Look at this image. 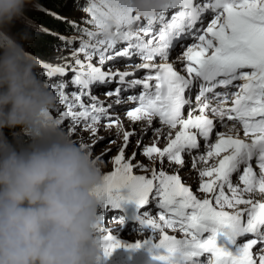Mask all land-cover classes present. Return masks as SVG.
Returning a JSON list of instances; mask_svg holds the SVG:
<instances>
[{"label":"snow or ice","instance_id":"snow-or-ice-1","mask_svg":"<svg viewBox=\"0 0 264 264\" xmlns=\"http://www.w3.org/2000/svg\"><path fill=\"white\" fill-rule=\"evenodd\" d=\"M34 8L14 31L60 42L45 62L30 55L57 96L46 115L114 166L94 189L104 255L146 247L157 264H264V0H167L152 17L93 0L92 29L69 22L75 37L35 25ZM110 24L118 39H104ZM130 203L152 235L125 244L105 214Z\"/></svg>","mask_w":264,"mask_h":264},{"label":"clouds","instance_id":"clouds-1","mask_svg":"<svg viewBox=\"0 0 264 264\" xmlns=\"http://www.w3.org/2000/svg\"><path fill=\"white\" fill-rule=\"evenodd\" d=\"M142 17L167 0H124ZM34 0H0V264H98L100 164L49 118L57 96L13 29ZM110 24L106 40L119 37ZM28 43V41H27ZM5 129L31 133L18 149Z\"/></svg>","mask_w":264,"mask_h":264},{"label":"trees","instance_id":"trees-1","mask_svg":"<svg viewBox=\"0 0 264 264\" xmlns=\"http://www.w3.org/2000/svg\"><path fill=\"white\" fill-rule=\"evenodd\" d=\"M34 2H35V5H39V8L32 9V11L29 14L30 19L33 21V23L35 22L37 26L39 27L40 25H45V26L59 28L60 24L58 23V21L52 18L49 13L45 11H41V9L56 11L57 13L61 14L62 0H34ZM13 35L16 40L20 41L21 43L26 44L27 50H30L36 53H40V51L45 45L43 43H46L49 41V38L47 36L37 35L34 37L33 42L31 44H28L27 37L24 34L18 33L14 31L13 29ZM4 131L7 137L9 138V140L12 141V143H14L18 149L27 147L26 143H24L22 140L19 139V135H16L14 133L15 130L5 129Z\"/></svg>","mask_w":264,"mask_h":264},{"label":"rangeland","instance_id":"rangeland-1","mask_svg":"<svg viewBox=\"0 0 264 264\" xmlns=\"http://www.w3.org/2000/svg\"><path fill=\"white\" fill-rule=\"evenodd\" d=\"M101 1H102V0H101ZM34 23H35V22H34ZM35 24H36V23H35ZM36 25H37V24H36ZM43 44H45V43H43ZM71 90H72V89L70 88L69 91H71ZM56 107H57V105H56ZM56 107L53 109L54 112L51 111L52 114H53V117H54V118H55V110H56ZM66 123H67V122H66ZM61 127H62L66 132H68L67 129H66V127H65L64 125H61ZM19 131H20V132H28L27 130H21V129H19ZM100 135H101V133H100ZM71 136H72V135H71ZM101 136H107V135H101ZM72 138H73V140H74V139H77V138H74L73 136H72ZM30 143H31V142H27L26 144L29 145ZM117 143H119V141H117ZM103 147H104L103 144L99 145V146L95 149L96 154H99V153L103 150ZM129 150H132V149H129ZM111 155H112V156H115V155H116L115 151H113V152L111 153ZM99 164H100V166H105V167L111 165V170H110V171H112V170H113V167H114V166H113V165H112L107 159H105V160H103V161H100ZM110 171H109V172H110ZM134 205H135V204L130 203V204H127L126 206H127V207H133ZM138 230H139V228H138V223H137L135 220H131V221L127 222V224H126V226H125V229H124L125 236L131 238V237H133V235H134ZM136 253H137V251H134V250H132V249H127V250H125L124 252H120V253H118L117 255L114 256V258H113V263H114V264H133L131 258H132Z\"/></svg>","mask_w":264,"mask_h":264}]
</instances>
